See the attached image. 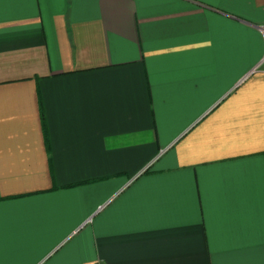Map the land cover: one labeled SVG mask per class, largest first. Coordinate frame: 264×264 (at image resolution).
Instances as JSON below:
<instances>
[{"label":"crops","instance_id":"obj_1","mask_svg":"<svg viewBox=\"0 0 264 264\" xmlns=\"http://www.w3.org/2000/svg\"><path fill=\"white\" fill-rule=\"evenodd\" d=\"M264 0H0V264H264Z\"/></svg>","mask_w":264,"mask_h":264},{"label":"built area","instance_id":"obj_2","mask_svg":"<svg viewBox=\"0 0 264 264\" xmlns=\"http://www.w3.org/2000/svg\"><path fill=\"white\" fill-rule=\"evenodd\" d=\"M260 31L262 32V34L264 35V26L260 27ZM264 62V61H263Z\"/></svg>","mask_w":264,"mask_h":264}]
</instances>
